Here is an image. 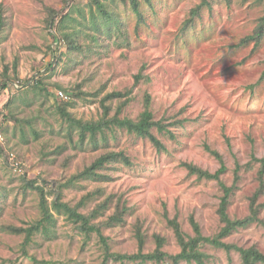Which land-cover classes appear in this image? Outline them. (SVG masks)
Returning a JSON list of instances; mask_svg holds the SVG:
<instances>
[{
    "label": "rangeland",
    "instance_id": "1",
    "mask_svg": "<svg viewBox=\"0 0 264 264\" xmlns=\"http://www.w3.org/2000/svg\"><path fill=\"white\" fill-rule=\"evenodd\" d=\"M138 1L141 15L131 0H100L114 17L106 25L94 0H0L6 21L0 85L8 82L0 86V264H101L105 246L137 253L138 230L143 252L157 248L159 235L162 250L177 254L171 221L190 236L194 223L209 237L224 226L219 182L199 178L187 164L215 172L222 162V180L232 187L230 218L251 215L254 196L260 218L222 240L264 253V187L259 192L261 162L254 159L264 157V33L257 37L264 0ZM63 33L80 48L55 43ZM113 92L123 96L104 102ZM147 95L154 120L170 131L153 127L161 149L116 125L104 129L106 139L98 133L80 141L79 129L59 110L61 104L76 118L93 120L105 105L108 117L119 111L137 120ZM112 151H123L131 164L110 161L97 176L78 177ZM30 181L44 188L54 223L27 242L21 229L42 218L41 196ZM58 195L85 214L105 201L91 219L101 234L58 213ZM118 208H125L122 220L110 223ZM202 249L208 264H243L237 249L210 243ZM106 264L140 263L109 258Z\"/></svg>",
    "mask_w": 264,
    "mask_h": 264
},
{
    "label": "trees",
    "instance_id": "2",
    "mask_svg": "<svg viewBox=\"0 0 264 264\" xmlns=\"http://www.w3.org/2000/svg\"><path fill=\"white\" fill-rule=\"evenodd\" d=\"M101 13L108 18V23L106 22V25H109L111 21L114 19V17L109 14L102 3H100V0H94ZM131 4L134 6L135 12L141 15L139 10V1L138 0H131ZM70 15L68 13L63 14L61 17V20L65 23ZM5 18L0 13V37L3 35V31L5 28ZM96 22L94 20L92 21V24L95 25ZM264 33V17L262 19V22L259 26V31L257 32V37H261ZM55 43H59L61 40L66 44V46L70 49L72 48H80L74 41V37L71 36L69 33H63L62 39H60L57 35H54L53 37ZM95 39H97L95 37ZM53 52L56 51V49L52 50ZM63 57V56H62ZM60 57L59 59H61ZM140 75H137L136 78H139ZM7 81V80H6ZM8 85V82H3L2 85H0L2 88H6ZM23 85V84H22ZM36 86L43 87L41 84V80L37 79ZM62 95H64V92L62 91ZM69 96H72L69 92ZM116 96H123V93L121 92H113L109 94L107 97L103 99L105 100L108 97H116ZM150 101L151 97L150 95H147L145 98V110L141 113L140 117L137 120H133L128 117H119V111L116 112V114L112 117H108V108L105 107L104 114L99 119H93V120H82L80 118H76L69 109L61 105L59 106V110L61 111L65 121L67 120L70 128L77 127L79 129V139L80 141H83L87 135L91 138V140H95L96 135L99 133L101 134L102 138L106 139V133L104 129L106 127H111L112 125L119 126L121 128H126L130 132H134L136 135L144 138H149L154 145L161 149L162 143L158 139V137L152 132V129L154 126L158 127L160 130H168V128L163 124L162 122L155 121L153 112L150 108ZM72 101H68V104L71 105ZM103 102V104H104ZM170 132V131H169ZM172 134V133H171ZM208 150H210L213 154L218 156L220 158V155L216 151H212L209 147ZM254 159L261 162L260 169H259V181H260V188L259 192L262 191V187H264V157L258 158L254 155ZM115 161V162H121L130 165L131 160L130 158L123 152V151H112L105 153L98 157L95 162L86 170H84L82 173L78 175L79 176H97L96 169L103 167L107 162ZM187 167L189 168L191 173L198 174V177L201 179H213L217 180L224 192V195L221 198L220 208H219V214L224 222L223 228L219 231L217 235L214 237H209L203 235L201 232L199 225L197 223H194L196 235L190 236L187 233L183 232L181 230V227L179 223L174 220L171 221V224L175 228V233L177 236L178 243L181 247L180 252L177 254H170L162 250L163 246V238L159 235L156 236L157 238V248L153 252L145 253L142 251L143 246V237L141 235V231L138 230V238H139V244L140 248L137 253L134 254H121V253H110L108 246H105V259L101 264H106L107 260L109 258L115 259V260H131V261H138L140 264H144L147 261H154L156 263L159 262H165V264H181L182 262H186L189 264L198 263V264H208V254L202 249V247L205 245V243H210L216 247H222L228 251L231 249H237L241 254V259L243 264H264V253L255 245L250 246L248 248L238 247L235 244L226 243L222 239L226 236H228L233 230H236L240 227H245L251 224L254 221L259 220V206L256 207V199L257 196H254L252 198V204H251V215H248L247 217H244L243 219H231L228 214V205L230 203V196L232 193V187L227 186L223 180H222V173L226 170L225 165L222 162L221 167L216 170L215 172H210L208 170H204L200 167H197L193 164H187ZM239 177L237 176L236 179ZM72 181V180H70ZM34 181H30V185L34 188H36L39 191V194L41 196L40 198V206L42 208V218L37 221L32 226L28 227L27 229H21L26 231V240L27 242L30 241L32 236L39 231H48V226L52 225L54 223V216L53 213L50 211V206L48 205L47 199L45 197L44 188L39 185H35L33 183ZM70 182L68 181L62 186H67ZM61 186V187H62ZM107 202V201H106ZM53 206L57 210L58 213L65 212L68 214L69 218L74 222L80 225V229L83 230L86 233H89L94 230H98L100 233V230L98 226H96L94 223L91 222L92 217L96 216V212L98 210L104 208L106 206L105 201L101 204L100 208L99 206L97 209L93 210L90 214H85L82 212H79V205L76 207H71L69 204L64 203L60 200V195L54 200ZM125 211V208L120 210L119 208L116 210V212L110 217V223L113 221H121L123 213ZM93 215V216H92ZM101 234V233H100ZM102 239L105 241L104 236H102Z\"/></svg>",
    "mask_w": 264,
    "mask_h": 264
}]
</instances>
